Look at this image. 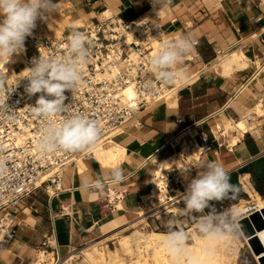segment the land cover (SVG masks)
Instances as JSON below:
<instances>
[{
	"label": "crops",
	"instance_id": "1",
	"mask_svg": "<svg viewBox=\"0 0 264 264\" xmlns=\"http://www.w3.org/2000/svg\"><path fill=\"white\" fill-rule=\"evenodd\" d=\"M69 2L62 14H53L47 22L38 21L33 34L66 36L72 28L101 19L104 10L129 21L155 12L151 0ZM159 11L163 16L160 24L167 35H190L199 42L190 52L195 57L185 72L189 76L197 74L196 78L180 90L178 106L155 104L126 124L113 139L126 149L125 158L118 165L127 175L124 182L107 185L103 190L82 189V178L99 177L111 169L86 157L64 172L63 190L57 196L50 198L40 188L24 198L14 210L20 222L17 237L8 249L0 248V264H32L37 246L47 236L56 237L60 254L66 257L73 249L126 232L135 221L142 230L152 227L148 219L145 224L139 215L153 189L154 163L176 154L167 141L197 122L201 123L200 132L211 135L217 124L223 123L221 115L239 120L245 115L239 110L240 105L250 110L264 98V72L257 75L255 66L256 60H264V6L260 0H170ZM234 48H241L251 63L249 68L224 78L211 64L220 53ZM23 54L26 56L27 50ZM17 67H13L14 72ZM236 102L238 107L234 106ZM259 121L258 134H245L233 149H227L225 142L223 147L215 146L200 162L219 161L230 174L244 169L256 190L264 195V118ZM198 164L191 163L192 178ZM178 171L175 167L169 171L174 178L170 193L180 199L182 206L188 181ZM111 206L115 209L111 210ZM26 208L29 212H25ZM63 208L69 211L66 216H61ZM153 226L158 228L156 222Z\"/></svg>",
	"mask_w": 264,
	"mask_h": 264
},
{
	"label": "built area",
	"instance_id": "2",
	"mask_svg": "<svg viewBox=\"0 0 264 264\" xmlns=\"http://www.w3.org/2000/svg\"><path fill=\"white\" fill-rule=\"evenodd\" d=\"M260 4L264 5V0H260ZM107 12L110 11L104 10L103 17L95 23L72 28L66 36L28 37V50L23 63L27 74L20 82L5 84V95H9L8 89L14 92L8 100L10 108L2 110L0 114V162L4 165L3 170H0V248L8 249L17 237L20 222L14 210L24 198L40 188H44L50 198L57 196L62 191L58 185L62 183L67 168L75 166L86 157L94 158V147L77 153L60 151L42 154L39 151L37 144L43 121L33 114L31 106L35 104L39 94L29 97L25 91L28 84L25 78L30 74L28 68L32 66L34 57L42 55L62 58L67 54L68 39L73 30L84 32L92 41L88 61L82 66L81 84L73 93L65 92V103L69 104L70 114H82L99 122L102 129L100 140L109 137L114 139L126 124L144 110L165 102L167 93L176 85L175 82H160L151 68L154 56L151 38L161 34L162 39L158 40L162 44L181 37L165 33L160 24L162 13L155 11L148 17L129 21L116 17L111 12L109 16H105ZM198 44L195 41L194 47ZM159 50L160 48L158 52ZM194 57L192 53L187 55L183 60L187 63L178 65L176 71H188V63ZM261 64L264 65V60ZM130 86L137 96L126 100L125 91ZM259 102L264 106V98ZM252 115L246 116L249 122L252 121ZM63 118L65 116L56 117L57 120ZM200 125L197 122L181 129L167 141V146L182 159H188L189 152L193 150L206 155L215 146H225L217 139L215 132L211 135L200 132ZM226 148L229 149L228 144ZM173 179L169 171L158 176V182L153 183L150 198L141 208L139 216L145 213V217L158 218L159 215L172 214L167 212V207L174 198L170 193ZM154 189L158 197L152 196ZM114 209L115 206H111V210ZM67 213L63 208L61 216H66ZM36 252L37 255L50 252L53 255L51 264H68L64 262L67 256L60 254L54 235L45 237ZM35 259L32 264H41L39 257L36 256Z\"/></svg>",
	"mask_w": 264,
	"mask_h": 264
},
{
	"label": "clouds",
	"instance_id": "3",
	"mask_svg": "<svg viewBox=\"0 0 264 264\" xmlns=\"http://www.w3.org/2000/svg\"><path fill=\"white\" fill-rule=\"evenodd\" d=\"M153 10L166 8L170 0H151ZM58 12L54 0H0V63L8 64L26 51L25 42L31 37L38 21L47 22ZM159 38L162 39L160 34ZM194 39L185 35L173 41H164L159 52L151 59V68L156 78L165 84H173L178 75L176 68L194 47ZM92 41L79 30H73L68 39L67 54L34 57L25 91L29 97L38 98L32 112L43 121L37 144L42 154L63 151L84 152L95 147L101 138L99 122L85 115L70 114L66 104V91L73 93L82 81V66L87 63ZM7 77L0 72V114L10 108L8 100L14 92L8 89L5 95ZM67 114V115H65ZM65 116L61 120L56 117ZM0 162V170H3ZM197 174L191 177V169L181 170L188 181L182 194V215L190 216L195 222L196 232L205 241L203 253L212 258L222 243H231L242 234L240 212L236 207L217 211L216 202L237 199L239 188L231 183L230 173L219 161H201L196 167ZM127 179L125 170L116 166L99 177H85L81 180L84 190H103L107 185H117ZM215 202V203H213ZM207 209V211H206ZM169 232L164 241L169 254L178 262L187 258L190 264H203L200 255L193 254L191 233L175 227L177 220L166 222Z\"/></svg>",
	"mask_w": 264,
	"mask_h": 264
},
{
	"label": "bare ground",
	"instance_id": "4",
	"mask_svg": "<svg viewBox=\"0 0 264 264\" xmlns=\"http://www.w3.org/2000/svg\"><path fill=\"white\" fill-rule=\"evenodd\" d=\"M69 0H62L58 2V12L54 14H62L70 5ZM264 6V5H263ZM110 12H107L105 16H109ZM80 26V23H76ZM159 36L151 38L153 44V53L156 55L158 49L161 47V43L158 40ZM25 61L24 54L21 53L18 56L13 57V61L7 65L0 63V72L8 75V82H20L22 78L27 74L26 69H22L19 72H14L13 67L19 64H23ZM251 60L247 57L241 48H234L231 50H225L220 53L211 66L218 70L221 76L224 78L231 77L234 73L249 68ZM255 66L258 68L257 75L264 72V65L260 60L255 61ZM180 75L175 80L174 88L170 89L166 96V103L169 107L178 106L179 92L180 90L189 85L197 76L187 75L184 71L178 72ZM126 100H132L137 95L130 86L126 91ZM235 107L239 106V102L234 103ZM240 111L245 115L239 120L227 119L224 115H221L223 123H218L214 128V132L217 138L222 143H227L229 148L233 149L241 137L250 132L259 133L260 118H264V106L262 102H257L255 106L247 110L241 105L238 107ZM221 113V112H219ZM252 115V121L249 122L246 118L247 115ZM126 149L115 142L111 137L103 138L99 140L94 147V158L105 168H113L118 166L125 158ZM201 151H190L188 159H182L176 154L163 157L154 163V174L152 182H158V176L164 172L170 171L174 167L177 168L181 175V170L191 169V163L198 164L200 162ZM79 163V162H78ZM77 163V164H78ZM79 172H83V169L79 166ZM47 178H45L46 180ZM239 183L242 185L243 190L249 196V199H241L239 203L232 205L236 207L240 212V220L247 219L250 225L251 233L246 237V241L250 243V249L254 255V260L257 264H264V197L256 190L250 180L248 173L242 174L239 178ZM57 187V186H56ZM63 190L62 183L58 185ZM153 197H158L156 189L152 192ZM180 199L173 198L169 206L167 207L169 213H173L179 206ZM173 205V207H171ZM67 209V208H66ZM25 212H29L26 208ZM67 212L69 213L68 209ZM143 212V211H142ZM146 214L142 213L141 218ZM140 218V219H141ZM158 219L162 221L163 216L159 215ZM145 220V219H144ZM132 227L136 225V221L130 224ZM192 234L193 242H190V250L193 254L200 255L203 260V264H237L239 244L238 240L231 243H222L216 251V255L209 258L204 255L203 249L205 248V241L200 239L195 232V225L185 230ZM167 237L166 233L159 232L157 230L144 233L139 229H134L132 232L119 237L117 246L115 249H108L106 246L99 245L102 243L91 242L85 246V248L74 249L67 255L65 263H74V260L83 259L78 264H178V262L169 254L164 241ZM101 242V241H100ZM39 262L41 264H51L53 255L49 252L39 253ZM128 257L129 259H126ZM36 258V257H35ZM36 260V259H35ZM34 260V261H35ZM33 261V262H34ZM179 264H190V260L187 258L179 261Z\"/></svg>",
	"mask_w": 264,
	"mask_h": 264
},
{
	"label": "rangeland",
	"instance_id": "5",
	"mask_svg": "<svg viewBox=\"0 0 264 264\" xmlns=\"http://www.w3.org/2000/svg\"><path fill=\"white\" fill-rule=\"evenodd\" d=\"M32 36H35V35L33 34ZM45 36H49V35L45 33ZM25 48H26V50H28V41H27V39H26V42H25ZM25 58H26V56L24 55V59ZM22 69H23V64L21 63L16 68V71L19 72ZM6 77H7L6 82H8V75H6ZM245 173H247V172H245ZM45 194H46V192H45ZM262 196L264 197V195H262ZM241 199H249V196L245 193L244 190H243V194L241 196H239L237 199H227V200H224L223 202H216V205H217V208L216 209L219 212V211H222V210L231 208L232 205L239 203V201ZM183 205L184 204L182 203V206H178L176 208V210L172 214L166 213V215L163 216L162 221L159 220V219H157L156 217H151V218L143 217V220L144 219H148V222H150V224L152 226V227H150L148 229L142 230L140 228L139 224L138 225L136 224V226L130 227V229L127 230L126 232L120 233L118 235H113V236L108 237V238H105L103 240H99V241H97V243H102V244H99V245L106 246L108 249H115L116 246H117V242H118L119 237L122 236V235L129 234L134 229H139V230H141L144 233H148V232L157 230L159 232H163V233L168 234L169 228H168V225H167L166 222L169 221L170 219L171 220H177L178 221V224H176L175 227H177L179 229L187 230L188 228L194 226L195 225V222H194V220L190 216H188V215H182V208L184 207ZM146 222L147 221L145 220L144 223L146 224ZM155 222L158 224V228L157 229H154L155 227L153 226V224ZM195 232H196V228H195ZM237 240H238V244L240 246L239 247V252H238V257L239 258H238L237 264H257L255 262V260H254V255L252 254L251 249H250V246L251 245H250L249 242L246 241V237H244L241 234ZM110 241H112L113 243H110ZM85 246L79 247V248H85ZM79 248H76V249H79ZM82 259H83V257H81L79 260L75 259L74 260V263H77L78 264V263L81 262ZM126 259H129V258L126 257ZM83 264H84V262H83Z\"/></svg>",
	"mask_w": 264,
	"mask_h": 264
},
{
	"label": "water",
	"instance_id": "6",
	"mask_svg": "<svg viewBox=\"0 0 264 264\" xmlns=\"http://www.w3.org/2000/svg\"><path fill=\"white\" fill-rule=\"evenodd\" d=\"M239 173H245V170L241 169L239 171ZM239 173L234 172V173H231L230 176H231V183L238 186V188L240 190L239 196H241L243 194V189H242L241 184L239 183ZM213 203H215V202H213ZM206 211H207V209H206ZM240 224L242 225V229H241L242 233L244 234V236L247 237L251 233V229H250V225L248 223V220L247 219L240 220Z\"/></svg>",
	"mask_w": 264,
	"mask_h": 264
}]
</instances>
